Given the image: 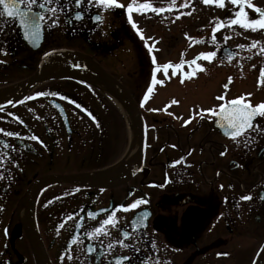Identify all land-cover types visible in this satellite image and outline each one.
<instances>
[{"label": "flooded vegetation", "instance_id": "obj_1", "mask_svg": "<svg viewBox=\"0 0 264 264\" xmlns=\"http://www.w3.org/2000/svg\"><path fill=\"white\" fill-rule=\"evenodd\" d=\"M43 2L33 6L46 17L35 36H25L32 29L18 18L0 17V264H260L264 117L233 139L207 110L241 97L264 102V50L256 85L245 70L236 74L251 59L232 47L235 60L246 59L234 66L219 52L227 87L215 76L200 108L198 86L174 102L168 85L153 83L158 70L128 19V1L109 9L52 0L42 10ZM83 61L121 82L147 124L143 164L119 177L112 174L127 133L115 98L132 105ZM109 216L115 223L102 224ZM96 228L103 231L91 235Z\"/></svg>", "mask_w": 264, "mask_h": 264}, {"label": "rangeland", "instance_id": "obj_2", "mask_svg": "<svg viewBox=\"0 0 264 264\" xmlns=\"http://www.w3.org/2000/svg\"><path fill=\"white\" fill-rule=\"evenodd\" d=\"M125 1V0H124ZM133 3V0H126ZM132 12V21L136 25V30L140 32L143 41L147 43L151 51L153 68L171 63L173 67L168 68V74L165 76L162 68H159L156 78L161 79L163 84L156 87L167 86L166 100L178 101L185 90H191L198 86V106L204 108L210 102V94L215 84V76L221 80L220 85H226L230 73H227V67L217 61L216 56L211 61L198 58L201 53L216 52L219 54L224 45L238 48L244 55V58L251 59L243 68H238L236 74L241 70L248 73L250 85H256L258 82L259 68L257 67L258 55L264 50V41L259 37V33L251 29H245L240 25H228L224 23L222 27L214 31L217 22H226L230 18H235L234 13L239 10L240 5H232L230 0H226L225 7L221 8L215 3L205 4L204 0H135ZM148 3L149 9L137 11L136 9ZM256 6H264V0L252 2ZM187 4V6H183ZM165 11L155 12L151 8H161ZM250 19L252 12L245 9ZM230 13V14H229ZM229 14L230 17L224 16ZM216 39L213 41L212 37ZM259 42L253 47L254 42ZM243 45L244 47H240ZM250 55V57H246ZM240 58L234 61L236 66L239 61H246ZM196 60V64H190ZM182 65L175 68V65ZM200 65L201 68H197ZM253 67V68H252ZM248 68V69H247ZM202 69V70H201ZM230 70V69H229ZM175 71V75L173 72ZM194 73V74H193ZM190 77V78H189ZM189 88V89H188ZM185 101H192L194 97L188 96ZM125 119V130L127 140L125 147L122 148L121 162L128 154L132 145L133 124L137 126L135 117L129 118L127 113L122 112ZM130 115V114H129ZM124 119L120 121L121 127L124 126ZM120 162V163H121Z\"/></svg>", "mask_w": 264, "mask_h": 264}, {"label": "snow or ice", "instance_id": "obj_3", "mask_svg": "<svg viewBox=\"0 0 264 264\" xmlns=\"http://www.w3.org/2000/svg\"><path fill=\"white\" fill-rule=\"evenodd\" d=\"M81 2L82 0H75V4L77 5H80ZM50 3H52V0H44L43 3H39V8L43 10ZM96 3L98 5H103L104 7L109 9L112 7H123V5H119L117 3V0H96ZM172 3L175 4V0H172ZM204 3L205 4L215 3L221 8L225 7V0H204ZM230 3L232 5H240L239 10L234 13L235 18H230L226 22L218 21L214 31L222 27L224 23H227L228 25H240L245 29H251L253 31H256L257 29H264V8L256 6L251 2V0H230ZM37 4H38V0H0V6H2V10H0V17L7 16L8 18H13V19L18 18L20 24L25 29H32V31H26L25 36L26 37L35 36L37 35L40 29L41 22L46 18L43 11L33 12V6ZM134 4H135V0H133V3H130L127 6V11L129 13L128 19L130 22H132L131 13L134 10ZM22 5L24 7H21ZM183 6H187V4ZM150 7H151L150 4L145 3L143 5H140V7L137 8L136 10L140 11L143 9H149ZM245 8L254 9L255 13L259 14V18L249 19L248 13L245 11ZM47 10L53 13L56 12V8H48ZM151 10L155 12L165 11L163 7L158 9L151 8ZM76 18L77 19L81 18L80 12L76 13ZM96 19L100 20L101 17L97 15ZM133 27H136L135 23H133ZM212 39L213 41H215L216 39L215 35H213ZM258 43H259L258 41L254 42L252 46L255 47L256 44ZM240 47H244V46L240 45ZM215 56H216V52L213 51V52L201 53L200 57L198 58L202 57L203 59L211 61L212 58H214ZM230 58L231 57H229V59ZM153 62L155 63V57H153ZM189 63L196 64V60H192ZM181 66L182 65L178 64L175 65L174 67L178 69ZM169 67H173L171 63L161 65L158 67L157 70H159V68H162L165 76H167ZM197 68H201V66L197 65ZM173 75H175V71L173 72ZM262 75H264V72H262ZM153 83L163 84V81L162 80L157 81L154 73ZM225 87H227V85H225ZM149 91H151V89H149ZM38 95H44V93H38ZM218 99L224 100V97L220 96ZM207 111L212 112L214 115L220 117V120L217 121V123H219L221 127L226 128V130L229 131V135L233 139H235L236 137H239L242 134H244L247 129H250L254 126L253 121L257 116L264 117V102H262L259 105L253 106L251 103L243 102V97H241V98L232 99L231 101H228L227 104L224 103L220 104L218 111L216 109H208ZM3 131H4L3 129H0V132ZM7 135L12 136L13 133L7 132ZM32 139H37V138L32 137ZM241 199L246 200V199H251V197L242 196ZM143 202L144 201L142 200H138L134 204L129 205L128 207L135 208L138 204ZM109 223H113V224L115 223L114 216H109L107 220L102 221V224L104 225H107ZM101 231H103L102 228H96L94 233H92L91 235L95 236V233H100ZM109 247H111V245H109ZM117 264H119V261H117Z\"/></svg>", "mask_w": 264, "mask_h": 264}, {"label": "water", "instance_id": "obj_4", "mask_svg": "<svg viewBox=\"0 0 264 264\" xmlns=\"http://www.w3.org/2000/svg\"><path fill=\"white\" fill-rule=\"evenodd\" d=\"M229 57H231L229 59ZM236 57V52L233 51L230 47H224L221 50V58L224 60H228L231 61ZM84 64H86L87 67H89L90 69L98 72L99 74H101L102 76H104L106 79H112V83L114 84V86L116 88H118V90L121 92V95L130 103V105H132V111L134 112L135 116H136V120H137V130H138V134H139V143H140V162L143 161L144 158V152H145V147H146V140H147V128H146V122L137 106V104H135L134 100L132 99L130 93L128 92V90L117 80H115L114 78H112L109 74H107L102 68H100L99 66L95 65L92 62H86L83 61ZM32 83L24 86L22 89H20L19 91V95L23 94L25 91H27L29 89V87L31 86ZM67 179H72V180H90L89 176L88 178H86L85 176H69ZM264 250V245L263 248Z\"/></svg>", "mask_w": 264, "mask_h": 264}, {"label": "bare ground", "instance_id": "obj_5", "mask_svg": "<svg viewBox=\"0 0 264 264\" xmlns=\"http://www.w3.org/2000/svg\"><path fill=\"white\" fill-rule=\"evenodd\" d=\"M116 102L119 105V108L122 112L127 113L128 117L132 119V112L131 110L124 106L122 100L115 98ZM130 114V115H129ZM132 151H130L129 155L116 167L113 169L112 176L119 177L124 173L125 170L137 165L138 163V155H139V134L137 130V126L133 124V130H132ZM260 264H264V255L260 260Z\"/></svg>", "mask_w": 264, "mask_h": 264}]
</instances>
